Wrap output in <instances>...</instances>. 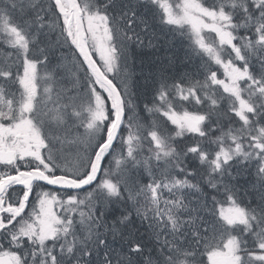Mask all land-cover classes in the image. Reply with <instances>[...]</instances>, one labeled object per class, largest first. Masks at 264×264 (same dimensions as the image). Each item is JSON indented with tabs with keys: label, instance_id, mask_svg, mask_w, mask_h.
<instances>
[{
	"label": "snow or ice",
	"instance_id": "6c2138e0",
	"mask_svg": "<svg viewBox=\"0 0 264 264\" xmlns=\"http://www.w3.org/2000/svg\"><path fill=\"white\" fill-rule=\"evenodd\" d=\"M0 264H264V0H0Z\"/></svg>",
	"mask_w": 264,
	"mask_h": 264
}]
</instances>
